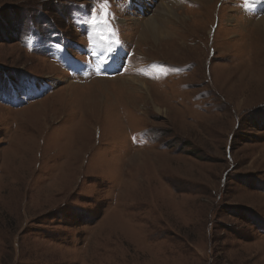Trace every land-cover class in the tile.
<instances>
[{
	"label": "rangeland",
	"instance_id": "374dc122",
	"mask_svg": "<svg viewBox=\"0 0 264 264\" xmlns=\"http://www.w3.org/2000/svg\"><path fill=\"white\" fill-rule=\"evenodd\" d=\"M259 1L0 0V264H264Z\"/></svg>",
	"mask_w": 264,
	"mask_h": 264
},
{
	"label": "bare ground",
	"instance_id": "6f19581e",
	"mask_svg": "<svg viewBox=\"0 0 264 264\" xmlns=\"http://www.w3.org/2000/svg\"><path fill=\"white\" fill-rule=\"evenodd\" d=\"M194 1H199V2H204L206 0H194ZM145 2V1H144ZM142 2L141 5L144 3ZM174 9V8H173ZM172 7L168 8V5H164L161 4L160 8H159V13L165 18V16L168 17V15L170 16V14H174V12ZM179 16H176V18H178ZM180 19H183V17H179V19L177 20L178 24H181L182 21ZM184 20V19H183ZM166 22V21H165ZM175 22V21H174ZM173 24V23H172ZM183 24V23H182ZM162 25V21L161 22H157V20L155 18H150L148 21H146V23L143 26V32L140 33V38L145 39V37L149 36L150 40L153 42V45L157 46L158 42L160 40V42H167L169 40H174L175 37L174 35L171 33V31L168 29L167 31L164 29V33H161L160 28L158 26ZM176 25V24H175ZM177 26V25H176ZM163 27V26H162ZM258 27H262V30L264 32V16L260 17L256 23H255V27H254V32L258 31L257 28ZM171 28V27H170ZM135 84H138L141 90H144V92L146 93V96H149V87L144 84L143 82L140 81H133ZM94 108V107H93ZM28 109V108H27ZM93 110V109H92ZM157 110V109H156Z\"/></svg>",
	"mask_w": 264,
	"mask_h": 264
},
{
	"label": "snow or ice",
	"instance_id": "6c2138e0",
	"mask_svg": "<svg viewBox=\"0 0 264 264\" xmlns=\"http://www.w3.org/2000/svg\"><path fill=\"white\" fill-rule=\"evenodd\" d=\"M105 16H106V12H105ZM97 22H98L97 21V16L95 14H93L92 17H91V23L92 24H96ZM104 22L107 23V20L105 19ZM105 62H107V61H105Z\"/></svg>",
	"mask_w": 264,
	"mask_h": 264
},
{
	"label": "trees",
	"instance_id": "16d2710c",
	"mask_svg": "<svg viewBox=\"0 0 264 264\" xmlns=\"http://www.w3.org/2000/svg\"><path fill=\"white\" fill-rule=\"evenodd\" d=\"M17 25H19V24L17 23Z\"/></svg>",
	"mask_w": 264,
	"mask_h": 264
}]
</instances>
